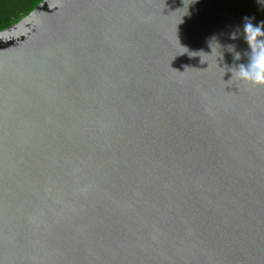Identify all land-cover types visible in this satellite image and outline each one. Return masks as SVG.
I'll return each mask as SVG.
<instances>
[{"label": "water", "instance_id": "95a60500", "mask_svg": "<svg viewBox=\"0 0 264 264\" xmlns=\"http://www.w3.org/2000/svg\"><path fill=\"white\" fill-rule=\"evenodd\" d=\"M246 18L264 0H44L0 32V264H264Z\"/></svg>", "mask_w": 264, "mask_h": 264}, {"label": "clouds", "instance_id": "9594fccd", "mask_svg": "<svg viewBox=\"0 0 264 264\" xmlns=\"http://www.w3.org/2000/svg\"><path fill=\"white\" fill-rule=\"evenodd\" d=\"M16 3H25L26 0H15ZM245 40L251 48L250 62L247 66L241 64L235 74L245 82L257 86H264V21L259 25H253L250 19L246 18L244 24ZM232 39L237 34H232ZM236 59H239L237 54Z\"/></svg>", "mask_w": 264, "mask_h": 264}, {"label": "trees", "instance_id": "16d2710c", "mask_svg": "<svg viewBox=\"0 0 264 264\" xmlns=\"http://www.w3.org/2000/svg\"><path fill=\"white\" fill-rule=\"evenodd\" d=\"M44 0H26L16 3L15 0H0V32H3L35 11Z\"/></svg>", "mask_w": 264, "mask_h": 264}]
</instances>
